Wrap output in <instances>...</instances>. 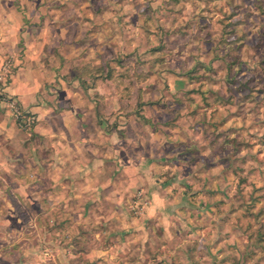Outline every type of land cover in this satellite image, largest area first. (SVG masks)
Masks as SVG:
<instances>
[{
	"label": "crops",
	"instance_id": "1",
	"mask_svg": "<svg viewBox=\"0 0 264 264\" xmlns=\"http://www.w3.org/2000/svg\"><path fill=\"white\" fill-rule=\"evenodd\" d=\"M66 5L0 0L9 90L37 116L24 130L0 111V264H264L196 184L165 84L127 79L145 67L116 55L113 24Z\"/></svg>",
	"mask_w": 264,
	"mask_h": 264
},
{
	"label": "rangeland",
	"instance_id": "2",
	"mask_svg": "<svg viewBox=\"0 0 264 264\" xmlns=\"http://www.w3.org/2000/svg\"><path fill=\"white\" fill-rule=\"evenodd\" d=\"M51 1L76 6L54 12L113 24L116 55L131 50V68L145 67L127 79L165 84L168 116L179 114V130L193 131L182 142L196 184L264 258V0ZM173 80L184 86L179 93L168 89ZM125 89L134 102L136 88ZM146 91L147 100L157 95Z\"/></svg>",
	"mask_w": 264,
	"mask_h": 264
},
{
	"label": "built area",
	"instance_id": "3",
	"mask_svg": "<svg viewBox=\"0 0 264 264\" xmlns=\"http://www.w3.org/2000/svg\"><path fill=\"white\" fill-rule=\"evenodd\" d=\"M11 69L10 61L0 59V111L8 112L19 128L29 130L37 121V116L9 90L8 77Z\"/></svg>",
	"mask_w": 264,
	"mask_h": 264
},
{
	"label": "trees",
	"instance_id": "4",
	"mask_svg": "<svg viewBox=\"0 0 264 264\" xmlns=\"http://www.w3.org/2000/svg\"><path fill=\"white\" fill-rule=\"evenodd\" d=\"M132 81H133V80H132ZM132 81H131V82H132Z\"/></svg>",
	"mask_w": 264,
	"mask_h": 264
}]
</instances>
